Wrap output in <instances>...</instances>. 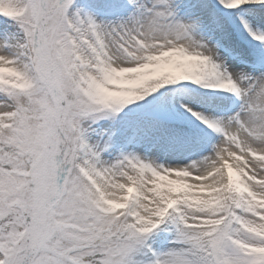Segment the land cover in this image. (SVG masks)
Returning a JSON list of instances; mask_svg holds the SVG:
<instances>
[{
    "label": "snow or ice",
    "instance_id": "1",
    "mask_svg": "<svg viewBox=\"0 0 264 264\" xmlns=\"http://www.w3.org/2000/svg\"><path fill=\"white\" fill-rule=\"evenodd\" d=\"M0 0V264H264V0Z\"/></svg>",
    "mask_w": 264,
    "mask_h": 264
},
{
    "label": "rangeland",
    "instance_id": "2",
    "mask_svg": "<svg viewBox=\"0 0 264 264\" xmlns=\"http://www.w3.org/2000/svg\"><path fill=\"white\" fill-rule=\"evenodd\" d=\"M116 7L118 5L112 0H74L68 15L71 16L73 12L81 10L93 16L97 22H108L115 19Z\"/></svg>",
    "mask_w": 264,
    "mask_h": 264
}]
</instances>
